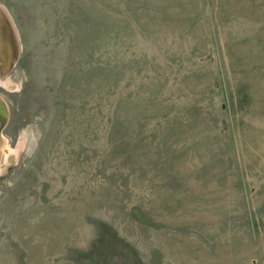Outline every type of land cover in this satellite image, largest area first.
Returning a JSON list of instances; mask_svg holds the SVG:
<instances>
[{"label":"rangeland","instance_id":"1","mask_svg":"<svg viewBox=\"0 0 264 264\" xmlns=\"http://www.w3.org/2000/svg\"><path fill=\"white\" fill-rule=\"evenodd\" d=\"M0 7V264H264V0Z\"/></svg>","mask_w":264,"mask_h":264},{"label":"bare ground","instance_id":"2","mask_svg":"<svg viewBox=\"0 0 264 264\" xmlns=\"http://www.w3.org/2000/svg\"><path fill=\"white\" fill-rule=\"evenodd\" d=\"M5 15L0 7V73L9 69L10 61L14 55V36L10 22L5 19ZM9 21V20H8ZM5 163L14 158L10 155V151L5 154Z\"/></svg>","mask_w":264,"mask_h":264},{"label":"water","instance_id":"3","mask_svg":"<svg viewBox=\"0 0 264 264\" xmlns=\"http://www.w3.org/2000/svg\"><path fill=\"white\" fill-rule=\"evenodd\" d=\"M6 21L9 23L7 17H5ZM12 27V26H11ZM13 36H14V33H13ZM14 42H15V46H14V55L12 57V61H10V65L8 68H10L16 57H17V47H16V39L14 38ZM8 120V104L6 102V100L0 95V139H1V131L2 129L4 128L6 122Z\"/></svg>","mask_w":264,"mask_h":264}]
</instances>
